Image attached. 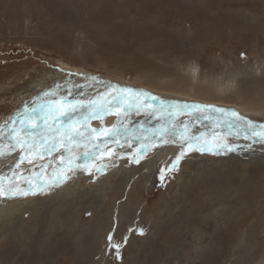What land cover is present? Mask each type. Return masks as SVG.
<instances>
[{
  "label": "rangeland",
  "instance_id": "rangeland-1",
  "mask_svg": "<svg viewBox=\"0 0 264 264\" xmlns=\"http://www.w3.org/2000/svg\"><path fill=\"white\" fill-rule=\"evenodd\" d=\"M129 86L180 106L235 105L264 125V0H0V125L45 91L60 109L43 126L60 134L45 144L39 132L14 150L0 140L3 187L31 182L38 193L0 198V264H264V144L228 137L235 151L188 150L172 171L180 146L143 137L105 143L86 165L76 157L92 142L64 152L69 127L85 137L96 129V141L125 125L151 137L164 124L149 114L160 102L131 94L139 114L92 115ZM90 102L96 108H80ZM73 108L69 123L62 114ZM175 122L193 135L213 127L191 110ZM142 144L150 150L136 163ZM77 164L83 170L68 171ZM57 174L70 178L39 194Z\"/></svg>",
  "mask_w": 264,
  "mask_h": 264
},
{
  "label": "snow or ice",
  "instance_id": "snow-or-ice-1",
  "mask_svg": "<svg viewBox=\"0 0 264 264\" xmlns=\"http://www.w3.org/2000/svg\"><path fill=\"white\" fill-rule=\"evenodd\" d=\"M93 81L96 80L95 77L91 78ZM106 87H112L106 85ZM59 89L60 86L57 85ZM128 94H131L132 97L144 96L149 97L152 100H158V97H150L148 93L137 92L133 89L119 88L116 95H113L109 101H107V109L104 105H101L100 108L96 109L92 113L93 116H99L101 111H111V108H123V115L127 117L129 113L135 111L136 114L141 112V106L133 100L131 103L128 102ZM56 96L54 91H45L40 94V96L33 98V104L31 107L27 105L24 107L23 111L16 114V116L11 118V124L0 125V140L4 139L5 136L8 139L9 145L13 150L24 144H35L36 143V133L39 132L41 139L40 143L45 144L44 136H52L55 138L60 134V129L55 127L44 128L48 118L53 119V124H55L56 112L60 111L57 107V101L53 99ZM79 103V102H77ZM87 107L89 109L96 108L95 102H90L87 105L80 104V108L83 109ZM148 104L143 106L144 109L149 108ZM186 110H191L193 112H200L203 115V119L210 121V125L213 127L210 129V132L207 136L204 133L200 135H193L191 133V127L187 122L177 124L175 122L177 114H183ZM78 110L76 108L71 109L69 112L63 113V117L66 118L69 123L73 119V114ZM219 113L220 116H215L214 114ZM152 117L163 120L164 124L158 128L154 129L152 136L149 137L142 130L140 135H137L136 132H130L127 125L123 128L114 127L111 130L107 131V135L103 139L92 141V133L96 132V129H86L89 133L87 137L84 136L83 131L76 130L73 131L71 127L67 128L63 132V146L64 152L70 153L73 151V144L79 146V144L84 143L86 140L92 142L93 147L91 150H85L79 156L76 157L77 160L83 161V164H87L89 161L93 160L98 153L104 151L102 145L108 142L117 143L118 140L123 136L126 143L131 142L133 138L140 140L143 137L144 141L156 142L157 144H174L180 146L182 151L175 157L173 164L169 167V171L178 168L180 160H182L187 154L188 150L195 151H208L213 155H219L221 152L235 151L236 147L227 139L228 137H234L236 139L243 138L244 140L250 141L251 144L262 143L264 144V125H256L253 121L246 119L245 117L240 116L235 110H226L223 108H215L211 105H188L184 104L180 106L175 103L165 105L163 100H160L159 108H152V111L149 113ZM119 115V113H117ZM103 132V130H101ZM23 134V135H22ZM126 134V135H125ZM208 137L212 139L223 138L222 142H217L214 146L210 145L208 142ZM204 141V143H201ZM59 143L57 140H53L51 147L46 146L45 152H51L56 149V145ZM251 144L247 145L250 147ZM193 145H196L193 148ZM149 147L146 145L141 146L139 158L135 160L136 163H139V159L149 151ZM6 153L0 150V158H3ZM63 158V154H62ZM23 159V157H21ZM69 165H71V160H69ZM19 167V164H17ZM106 165H102L97 169L98 172H102ZM77 170H83L82 164H77L75 168L69 167L68 171L74 172ZM70 177L57 174L54 176L50 182L43 183L40 185L39 194H44L46 191L51 190L54 187L66 182ZM163 174L161 179L163 180ZM28 194L36 195L37 192L32 190L31 182H29V187L26 190H15L13 188L5 189L3 187V181H0V198L11 199L16 196H26ZM111 240V237H109ZM113 247L119 249L120 245L114 244Z\"/></svg>",
  "mask_w": 264,
  "mask_h": 264
},
{
  "label": "water",
  "instance_id": "water-1",
  "mask_svg": "<svg viewBox=\"0 0 264 264\" xmlns=\"http://www.w3.org/2000/svg\"><path fill=\"white\" fill-rule=\"evenodd\" d=\"M183 103L184 104H188V105H193V104L211 105V106H213L215 108H223V109H226V110H235V111H237L239 113V111L237 110V107H235V105H226V104H221V103H216V102H205V101H199V100H184ZM217 114H219V113H217ZM239 115L242 116V117H245L246 119L249 118V115H246V114L245 115L239 114Z\"/></svg>",
  "mask_w": 264,
  "mask_h": 264
},
{
  "label": "bare ground",
  "instance_id": "bare-ground-1",
  "mask_svg": "<svg viewBox=\"0 0 264 264\" xmlns=\"http://www.w3.org/2000/svg\"><path fill=\"white\" fill-rule=\"evenodd\" d=\"M86 82V81H85ZM124 84H128V83H126V82H124ZM120 85V84H119ZM124 85H121V87H123ZM130 87V86H129ZM128 88V87H127ZM131 89H133V90H135V91H137V92H141V93H148V94H150V97H158L159 99L158 100H152V99H150L149 97H145L147 100H149V101H152V102H156V101H158V102H160V100H163L164 102H166V103H169V104H171V103H173L170 99H165V97H161V96H158V95H154L153 93L154 92H150V91H148V90H146V89H142L141 87V89H139V88H137V87H135V88H132V87H130ZM129 88V89H130ZM144 97V96H143ZM134 100V99H133ZM261 103H262V101L261 100H259ZM263 101H264V98H263ZM75 103V102H74ZM237 112V111H236ZM238 113V112H237ZM238 114H241L240 112L238 113ZM242 115H244V114H242ZM91 118V117H90ZM250 118V117H249ZM248 118V119H249ZM87 121V120H86ZM118 122V121H117ZM254 122V121H253ZM85 124V123H84ZM87 125V124H86ZM89 127V126H88ZM104 129V128H103ZM38 139V138H37ZM8 157V156H7ZM4 159H5V157H4ZM9 159V158H8ZM7 159V160H8ZM2 160V159H1ZM0 162H2L3 163V161H0ZM7 165V164H6ZM231 170V169H230ZM230 175V174H229ZM4 200V199H3ZM0 205H1V203H0ZM5 208V207H4ZM8 209V208H7ZM6 210V209H5ZM6 214V213H5ZM8 224V223H7Z\"/></svg>",
  "mask_w": 264,
  "mask_h": 264
}]
</instances>
